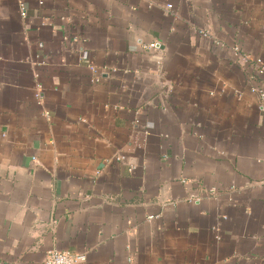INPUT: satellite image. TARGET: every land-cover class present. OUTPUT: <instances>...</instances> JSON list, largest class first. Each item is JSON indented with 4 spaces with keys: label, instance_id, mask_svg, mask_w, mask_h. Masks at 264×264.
<instances>
[{
    "label": "crops",
    "instance_id": "crops-1",
    "mask_svg": "<svg viewBox=\"0 0 264 264\" xmlns=\"http://www.w3.org/2000/svg\"><path fill=\"white\" fill-rule=\"evenodd\" d=\"M257 58L264 0H0V264H264Z\"/></svg>",
    "mask_w": 264,
    "mask_h": 264
},
{
    "label": "built area",
    "instance_id": "built-area-1",
    "mask_svg": "<svg viewBox=\"0 0 264 264\" xmlns=\"http://www.w3.org/2000/svg\"><path fill=\"white\" fill-rule=\"evenodd\" d=\"M40 3L42 4L43 2L41 1ZM21 6L23 8L24 3H21ZM168 7L172 8V5H168ZM22 14L25 16L26 13L23 11ZM234 51L243 62L251 61L250 56L242 52L240 46H234ZM254 64L259 73H264V60L262 58L255 59ZM252 91L258 93L261 99H264V88L253 86ZM86 260V253H74L68 250H50L46 254L43 264H84Z\"/></svg>",
    "mask_w": 264,
    "mask_h": 264
}]
</instances>
